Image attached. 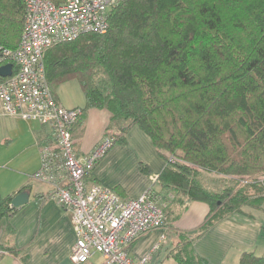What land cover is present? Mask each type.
<instances>
[{"label": "trees", "instance_id": "16d2710c", "mask_svg": "<svg viewBox=\"0 0 264 264\" xmlns=\"http://www.w3.org/2000/svg\"><path fill=\"white\" fill-rule=\"evenodd\" d=\"M109 18L106 33L55 45L43 57L54 96L72 80L84 96L72 137L80 134L89 109L110 113L111 136L105 139L113 143H123L137 126L166 164L156 179L161 188L180 205L208 206L197 236L242 207L260 209L264 0H124ZM23 19V0H0L1 46L17 47ZM139 169L149 175L146 165ZM201 172L230 178L233 185L210 191ZM11 200L0 196V221L16 213ZM192 242L181 239L175 264H209L194 254ZM238 264H264V257L244 252Z\"/></svg>", "mask_w": 264, "mask_h": 264}, {"label": "crops", "instance_id": "0c3cea01", "mask_svg": "<svg viewBox=\"0 0 264 264\" xmlns=\"http://www.w3.org/2000/svg\"><path fill=\"white\" fill-rule=\"evenodd\" d=\"M54 97L66 109H83L85 105L84 96L74 102L67 96ZM110 118L105 109L85 113L80 134L72 137L77 159L86 158L111 136L107 130ZM52 142L50 126L0 114V196L12 199L20 192L28 193V203L0 221V249L11 251L0 257V264H72L76 237L71 214L48 198V184L32 178L40 167V148ZM140 163L147 166L149 175L140 171ZM165 165L151 140L137 126H131L123 143L112 142L83 178L86 188L101 186L124 202L150 191L165 208L163 228L139 237L128 249L131 259L151 253L147 264H175L172 257L181 239L186 238L193 241L194 254L209 264H238L244 252L264 257V203L258 210L242 207L241 213L225 216L197 236L208 206L200 202L180 205L171 192L162 189L156 179ZM212 176L220 178L217 186L201 181L210 191L233 185L230 178ZM100 261L101 257L94 255L86 264Z\"/></svg>", "mask_w": 264, "mask_h": 264}, {"label": "built area", "instance_id": "2783aa9c", "mask_svg": "<svg viewBox=\"0 0 264 264\" xmlns=\"http://www.w3.org/2000/svg\"><path fill=\"white\" fill-rule=\"evenodd\" d=\"M123 1L63 0L55 5L49 0H23L17 47L10 50L0 45V67L11 65L10 76L0 77L1 116L51 127L53 142L41 148L40 167L32 178L48 184V198L71 214L76 237L72 264H86L94 255L101 257L99 264H147L151 253L134 260L128 249L139 237L163 228L165 221L150 191L124 202L101 186L85 187V174L112 140L105 139L84 160L77 159L70 130L83 111L58 103L45 79V52L82 35L106 33L111 11ZM3 254L0 250V257Z\"/></svg>", "mask_w": 264, "mask_h": 264}, {"label": "rangeland", "instance_id": "374dc122", "mask_svg": "<svg viewBox=\"0 0 264 264\" xmlns=\"http://www.w3.org/2000/svg\"><path fill=\"white\" fill-rule=\"evenodd\" d=\"M20 37H21V35H20ZM55 94H57L58 96H61V97L67 96L68 99L71 102H74V99L82 100V98H83L82 92L80 90V87H79L78 83H76L75 80L69 81L67 83H64V84L58 86L57 89L55 90ZM43 147L44 146H42L41 148H43ZM41 148H40V150H41ZM84 159H81V160H84ZM200 178H201V181L204 184L210 182L211 184H213L215 186H217L219 184L218 181L220 180V178H216V177L212 176V174L211 175L205 174L204 172H201ZM243 183L249 184L250 183V179L244 181ZM228 187H231V184ZM246 190L249 191L248 188H246ZM156 201H157L156 203L158 204V206L161 207L164 210V213H165L166 210H165V208L162 207L163 205L161 206V203L158 200H156Z\"/></svg>", "mask_w": 264, "mask_h": 264}, {"label": "water", "instance_id": "95a60500", "mask_svg": "<svg viewBox=\"0 0 264 264\" xmlns=\"http://www.w3.org/2000/svg\"><path fill=\"white\" fill-rule=\"evenodd\" d=\"M11 74V65L7 64L0 67V77L5 78ZM28 203V193L20 192L12 198L10 206L13 208H19Z\"/></svg>", "mask_w": 264, "mask_h": 264}, {"label": "bare ground", "instance_id": "6f19581e", "mask_svg": "<svg viewBox=\"0 0 264 264\" xmlns=\"http://www.w3.org/2000/svg\"><path fill=\"white\" fill-rule=\"evenodd\" d=\"M110 19V18H109ZM75 74V73H74ZM85 91H86V89H85ZM116 143V142H115ZM162 155V154H161ZM189 171V170H188ZM186 172V171H185ZM196 175V174H195ZM231 190V189H230ZM229 191V190H228ZM236 195V194H235ZM185 199V198H184ZM172 208V207H171ZM192 261V260H191Z\"/></svg>", "mask_w": 264, "mask_h": 264}]
</instances>
